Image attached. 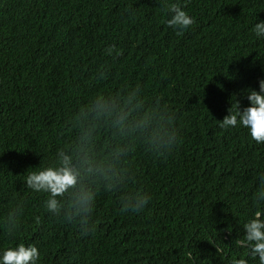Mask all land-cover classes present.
<instances>
[{"label":"trees","instance_id":"1","mask_svg":"<svg viewBox=\"0 0 264 264\" xmlns=\"http://www.w3.org/2000/svg\"><path fill=\"white\" fill-rule=\"evenodd\" d=\"M168 2L195 20L183 35L167 25L162 0H0V255L22 243L38 248L37 264H259L235 241L264 210L254 200L264 144L239 123L219 124L238 102L249 107L247 90L264 79V37L252 31L264 0ZM112 45L119 55L106 53ZM137 86L146 106L172 117L179 142L160 154L136 141L125 190L151 200L124 211L101 187L94 231L82 236L46 210L48 194L28 189L26 176L54 164L93 97ZM18 205L9 236L3 221Z\"/></svg>","mask_w":264,"mask_h":264},{"label":"clouds","instance_id":"2","mask_svg":"<svg viewBox=\"0 0 264 264\" xmlns=\"http://www.w3.org/2000/svg\"><path fill=\"white\" fill-rule=\"evenodd\" d=\"M169 13L166 23L178 35L195 23L181 5L162 0ZM252 31L257 37H264V21L255 24ZM120 53L115 45L106 49L108 55ZM101 78L105 73L101 72ZM249 107L242 111L238 102L235 112L220 121L219 127L228 129L238 123L250 132L251 139L264 144V79L259 81V91L248 89ZM172 117L159 106H146L139 86L93 97L82 107L72 120L74 138L58 150L55 162L26 176V187L35 192L47 193L46 210L79 227L80 234L87 236L94 231L92 213L99 189L119 194V203L124 211L139 213L145 209L151 196L141 190L126 191L134 173L126 161L134 150L135 142H142L153 153H170L179 142L178 132L170 124ZM107 139L101 142V134ZM254 200L264 203V173L260 175V187ZM21 206L12 209L3 221L7 235L14 236L19 228ZM245 236L235 243L248 247L253 257L264 264V210H257L244 224ZM219 251V249H217ZM40 253L35 246L19 244L7 248L0 255V264H37ZM233 264H246L244 259Z\"/></svg>","mask_w":264,"mask_h":264}]
</instances>
